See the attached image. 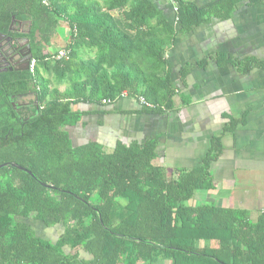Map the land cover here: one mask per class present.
Instances as JSON below:
<instances>
[{
  "label": "trees",
  "instance_id": "16d2710c",
  "mask_svg": "<svg viewBox=\"0 0 264 264\" xmlns=\"http://www.w3.org/2000/svg\"><path fill=\"white\" fill-rule=\"evenodd\" d=\"M172 1L181 32L190 33L207 20L208 8L219 6L218 17L228 19L242 0L205 9ZM12 2L25 8L31 38L39 34L40 42L34 73L0 77V166L17 164L34 177L0 170V264H264V213L253 219L248 211L193 204L197 191L213 189L219 139L199 168L173 171L156 163L159 138L111 149L74 144L71 132L81 120L125 92L152 105L139 113L174 109L166 54L178 33L163 13L149 0ZM65 24L61 50L69 59L57 60L53 41ZM31 89L37 104L21 114L12 98ZM25 220L61 233L42 238Z\"/></svg>",
  "mask_w": 264,
  "mask_h": 264
},
{
  "label": "crops",
  "instance_id": "0c3cea01",
  "mask_svg": "<svg viewBox=\"0 0 264 264\" xmlns=\"http://www.w3.org/2000/svg\"><path fill=\"white\" fill-rule=\"evenodd\" d=\"M149 1L178 33L166 54L176 106L143 114L141 103L127 97L92 109L72 130L74 144L92 141L111 149L159 138L156 163L173 171L199 168L219 139L221 155L210 169L213 189L196 193L193 204L244 210L256 219L264 213V0L232 4L228 19L218 17L219 6L208 8L220 0H183L209 10L190 33L181 32L174 1Z\"/></svg>",
  "mask_w": 264,
  "mask_h": 264
},
{
  "label": "flooded vegetation",
  "instance_id": "af4514ba",
  "mask_svg": "<svg viewBox=\"0 0 264 264\" xmlns=\"http://www.w3.org/2000/svg\"><path fill=\"white\" fill-rule=\"evenodd\" d=\"M12 1L14 0H0L5 14V21L0 22V77L26 73L34 57V43L40 42L39 34H36V41L31 38L32 25L25 8L14 5ZM35 95L32 89L27 93L14 95L13 107L21 114L31 110L37 104Z\"/></svg>",
  "mask_w": 264,
  "mask_h": 264
},
{
  "label": "rangeland",
  "instance_id": "374dc122",
  "mask_svg": "<svg viewBox=\"0 0 264 264\" xmlns=\"http://www.w3.org/2000/svg\"><path fill=\"white\" fill-rule=\"evenodd\" d=\"M114 15H115V17L118 16L117 13H114ZM65 27H66V29L65 28H61L59 30V37L61 39L59 37H57L58 39L57 40L54 39V41H53V43H55V45L57 44V48L60 49V50H61L62 47H64L66 45V40H65L66 31H68L66 35H68V33L70 32L69 28L66 26V24H65ZM50 50L53 51L54 47L50 48ZM88 54H89V52L84 51V53H82L81 55H82L83 58H88ZM43 75H46V74H43ZM51 85L53 87L58 85L56 83L55 78H53V81H52ZM60 88L61 89H65V86H61ZM196 193H197L196 194L197 196L204 195V191H197ZM25 222L30 224L37 231L38 236H40L42 238H45V239L56 240V238L61 233V229H56V228L47 229L41 223H38V222H35V221H32V220H25Z\"/></svg>",
  "mask_w": 264,
  "mask_h": 264
},
{
  "label": "built area",
  "instance_id": "2783aa9c",
  "mask_svg": "<svg viewBox=\"0 0 264 264\" xmlns=\"http://www.w3.org/2000/svg\"><path fill=\"white\" fill-rule=\"evenodd\" d=\"M176 11H178V9H176ZM55 59H57V60H62V59H66V60H68L69 59V52L68 51H66V50H60L59 51V53H58V55L55 57ZM35 68H36V61L35 60H32L31 62H30V64H29V70L32 72V73H34L35 72ZM128 97V95H127V93L125 92L124 94H123V97L122 98H127ZM139 102L141 103V105H145L146 107H152V105H150L149 103H147L146 101H145V99L144 98H139ZM111 102L109 101V100H104L103 101V105H109Z\"/></svg>",
  "mask_w": 264,
  "mask_h": 264
},
{
  "label": "water",
  "instance_id": "95a60500",
  "mask_svg": "<svg viewBox=\"0 0 264 264\" xmlns=\"http://www.w3.org/2000/svg\"><path fill=\"white\" fill-rule=\"evenodd\" d=\"M8 166H11V167L17 168V169H19V170H21V171L26 172V173L29 174L30 176L34 177L33 173H31L30 171H28V170L22 168L21 166H18L17 164H13V163L1 165V166H0V170H1L2 168H4V167H8ZM43 186H44V187H48V188L50 187V186L45 185V184H43Z\"/></svg>",
  "mask_w": 264,
  "mask_h": 264
}]
</instances>
